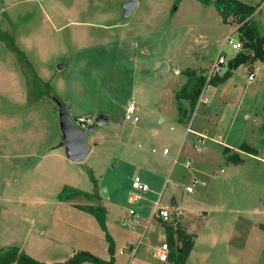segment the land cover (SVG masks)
Segmentation results:
<instances>
[{
	"label": "rangeland",
	"instance_id": "374dc122",
	"mask_svg": "<svg viewBox=\"0 0 264 264\" xmlns=\"http://www.w3.org/2000/svg\"><path fill=\"white\" fill-rule=\"evenodd\" d=\"M124 3L0 0V121L30 128L33 137L40 126L46 127L47 140L58 136L59 147L54 98L73 108V121H95L97 129L87 139L91 153L72 163L74 182L87 193L101 188L96 206L111 212L118 264H157L160 227L144 232L141 246L132 226L136 220L146 223L158 200L162 208L184 212L193 232L204 229V212L213 215L204 234L217 238L218 247L202 243L198 248L212 253L207 264H264V64L243 65L228 91L220 94L213 87L206 94L210 103L203 102L205 107L194 115L188 101L176 100L187 81L183 73L194 70L209 78L220 55L228 62L234 58L238 52L227 39L239 40L237 28L224 24L215 7L196 0H142L127 18ZM257 21L264 35V8ZM250 73H256L254 81L248 80ZM129 103L136 105L138 123L125 120ZM179 105L188 108L186 115L180 116ZM102 114L107 126L98 125ZM190 124L208 138L200 153L187 132ZM243 144L257 149V157L245 155L243 162L241 154H233ZM179 153L180 164L174 166ZM136 176L150 190L133 202ZM194 180L199 185L190 195L186 189ZM103 189L109 198L102 197ZM217 201L222 209L214 211ZM130 210L140 218L132 219ZM125 218L128 224L123 225ZM139 227L135 233L143 231ZM131 242L138 245L137 255L127 250ZM106 244L103 237L93 248L103 255Z\"/></svg>",
	"mask_w": 264,
	"mask_h": 264
},
{
	"label": "crops",
	"instance_id": "0c3cea01",
	"mask_svg": "<svg viewBox=\"0 0 264 264\" xmlns=\"http://www.w3.org/2000/svg\"><path fill=\"white\" fill-rule=\"evenodd\" d=\"M127 1L129 0H124L125 3ZM241 1L255 6L260 0ZM140 2H142V0H138V5ZM263 8L264 3L258 8L254 16L257 25L258 13ZM105 39H107V37H105ZM105 44L107 45V40ZM258 64L261 65L262 63H255L254 68ZM244 67L245 66H241L238 69ZM63 68H65V66H63ZM237 70L233 71L231 78L225 84L216 87L217 89H220V94L228 91L227 89L229 88L230 83L234 78V73ZM176 73L179 74L180 72L177 71ZM40 80L46 82V80L42 78H40ZM22 82H24L23 79ZM212 88L213 86H209L204 89L202 100H206L207 103H210V98L206 94H208L207 92H210ZM25 96L27 97V94ZM183 102L188 103L184 100ZM130 104L134 103H129V105ZM201 104L203 103H198L194 115L205 107ZM25 106L26 105L21 107ZM65 106L67 107L68 113L73 110L71 106L69 108L68 104H65ZM183 108L185 110L188 109L185 106H183ZM51 110L53 112V109ZM101 116L107 121V115L102 114L100 117ZM5 119L8 121V118ZM189 127H191V124ZM45 128L46 127L40 126L38 131L34 133L33 137V131L30 128H26L20 124H12L9 121L5 122V120L0 121V183L2 182V185H0V250L17 247L30 257L45 264H65L81 251H87L94 255L97 254L95 256L108 261L111 258L109 249L107 253L102 255L98 254L93 248L94 242H100V244H102L105 233L103 231L101 232L102 229L98 225L99 223L92 215L76 207L77 205L96 206L99 199H94L93 201L84 200L86 203L81 202V200H60L59 195L65 187H74V189H78L76 186L77 184L74 182L76 176L73 174L72 167V163L77 162L69 160L66 154L62 151L63 148L59 147L57 144L60 140L58 136L53 134L55 137H52V141L47 140L46 135L48 132ZM188 134L195 137L193 144L197 141V135H204L197 131L193 134L188 132ZM235 149L236 151L234 150L233 154H241L240 156L243 162V157L245 155L254 156L239 151L238 147ZM179 157L180 153L174 161V166L180 164ZM35 159H38V162L34 165L32 163ZM43 160L44 162L39 165ZM187 163H189L190 166V162ZM186 168L188 167L186 166ZM200 169L201 168L199 167V171ZM98 191L100 192L101 188H94V193L92 194L99 193ZM157 202L161 201L158 200ZM157 202H155V205ZM173 203L175 204V202ZM220 209H222V207L220 206L219 201H217V204L214 206V211ZM131 211L133 210H130V212ZM136 213L140 218V214L138 212ZM177 214L178 221L182 222V226L187 229L188 233L197 236L195 246L186 264H207L212 253L210 251H200L198 248L202 243L207 245L210 244L209 246H211L212 250H215L218 247L217 238L206 236L204 234V230H207L210 226L213 215L209 212H204V229L193 232L189 229L185 221V213L178 211ZM110 216L111 212L107 211V226L109 233L111 234ZM130 216L132 219L136 220V217L131 215V213ZM181 216H183L182 220H180ZM136 221L137 222L132 226V229L134 232L133 234H136L140 237L139 239H141L139 240L138 245L142 246L143 242H145V233L148 230L154 229L157 231L159 227V239L162 244L161 246L156 247V253L161 250L163 244L168 243L166 230L161 222L152 219V217L149 218L146 223L143 220L142 222L139 220ZM126 223L128 224L127 219L125 218L123 225ZM142 225L144 227L143 231L135 233L134 229L139 226L142 227ZM111 236L114 239L117 248L118 239L113 233ZM138 245L133 242L128 243L127 250L137 255L139 252ZM121 251L123 250H119L118 252L119 256H124V253L126 252L123 251V254H121ZM115 260L116 264H118L116 252ZM154 260L157 264H171L170 261L166 263L161 262L156 257Z\"/></svg>",
	"mask_w": 264,
	"mask_h": 264
},
{
	"label": "trees",
	"instance_id": "16d2710c",
	"mask_svg": "<svg viewBox=\"0 0 264 264\" xmlns=\"http://www.w3.org/2000/svg\"><path fill=\"white\" fill-rule=\"evenodd\" d=\"M181 3L183 0H177ZM205 6H213L218 11L222 22L224 24L237 27L239 40L244 45V50L234 58H232L227 65V71L222 77H215L208 81L202 75H198L194 70H186L183 74L187 77V82L181 88L180 92L176 94L177 102L188 101L191 112H195L199 99L206 86L218 87L225 84L232 76L233 71L237 70L243 65L252 66L257 62L264 64V36L254 20V16L258 8L264 3L260 0L255 6L245 3L240 0H196ZM180 116L186 115L187 111L182 105L178 106ZM241 151L257 156L258 151L254 148L243 144ZM92 180L95 181L92 176ZM96 184V182H95ZM60 200L75 201L86 200L93 201L94 199H101L99 193L92 194L71 187H65L59 195ZM264 205V201H263ZM78 209L94 216L99 223L102 231L105 233L106 241L109 244L110 260H103L94 254L81 251L78 252L72 259L65 264H116L115 251L116 246L114 239L109 233L107 226V210L102 206H82L77 205ZM163 224V223H162ZM167 234V241L172 247L169 255L171 264H186L187 260L195 246L197 236L190 234L179 224L175 225L163 224ZM176 242L179 248L176 247ZM0 264H45L30 257L25 252L17 247H10L0 250Z\"/></svg>",
	"mask_w": 264,
	"mask_h": 264
},
{
	"label": "built area",
	"instance_id": "2783aa9c",
	"mask_svg": "<svg viewBox=\"0 0 264 264\" xmlns=\"http://www.w3.org/2000/svg\"><path fill=\"white\" fill-rule=\"evenodd\" d=\"M227 42L234 49V51H237L238 53H240L244 50V45L240 40L235 41L230 36V37H228ZM226 63H228L227 58L224 55H220L218 57L217 61L214 63L213 67L210 69V73H209L210 75H209V78H207L208 81L217 77V75H216L217 72H219L221 70V68ZM255 78H256L255 73H250L248 76L249 81H254ZM207 87H209V86H206L205 88H207ZM203 96H204V90H203V93L199 99V102L207 103L206 100H202ZM125 120L127 122H132V123H138L140 121L139 117L137 116V108L134 104L128 105V107L126 109V113H125ZM94 122L95 121L90 117H79L76 120V122L74 121L75 125L79 129H87L88 127L94 125ZM188 132L192 133V134L194 133V131L191 129V127L188 128ZM206 140H207V137L205 135H200V134L197 135V141L193 145H194V149L198 153H200L202 151V147L205 145ZM186 166L189 168L190 167L189 163H187ZM196 185H199L198 180H194L193 187H188L186 189V192L190 195L194 194ZM132 187H133V192L131 195V201H133V202L138 201L143 194L147 193L150 190L149 185L145 182V180L141 176H136L134 178ZM160 203L161 202L156 203L155 209L153 211L152 219H155V220L159 219L161 221V223H163V224L175 225L178 222V214L172 212V210H170V209L162 208L160 206ZM130 213H131V215L135 216L136 219L139 218V215L136 212L131 211ZM170 252H171L170 245L168 243H165L162 245L161 250L159 252H157L155 256L159 261L166 263L169 261ZM121 253H123V251H121Z\"/></svg>",
	"mask_w": 264,
	"mask_h": 264
},
{
	"label": "water",
	"instance_id": "95a60500",
	"mask_svg": "<svg viewBox=\"0 0 264 264\" xmlns=\"http://www.w3.org/2000/svg\"><path fill=\"white\" fill-rule=\"evenodd\" d=\"M137 5L138 0H129L124 3V17H129L135 11ZM165 68L159 71H163ZM60 69H63V66H60ZM54 102L59 108V127L62 135L60 147L66 149L69 160L81 163L88 158L91 152L87 139L97 129V126L92 125L87 129H79L71 119L65 104L56 98H54ZM98 125H107V121L103 116L98 119ZM101 193L102 197L109 198L107 189H103Z\"/></svg>",
	"mask_w": 264,
	"mask_h": 264
}]
</instances>
